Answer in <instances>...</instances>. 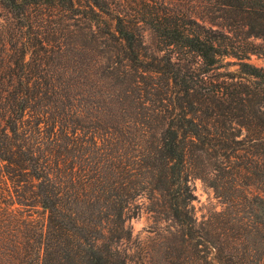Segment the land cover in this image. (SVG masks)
Here are the masks:
<instances>
[{"label":"trees","instance_id":"obj_1","mask_svg":"<svg viewBox=\"0 0 264 264\" xmlns=\"http://www.w3.org/2000/svg\"><path fill=\"white\" fill-rule=\"evenodd\" d=\"M183 1L0 0V264H155L123 246L142 197L164 264H264V0Z\"/></svg>","mask_w":264,"mask_h":264},{"label":"rangeland","instance_id":"obj_2","mask_svg":"<svg viewBox=\"0 0 264 264\" xmlns=\"http://www.w3.org/2000/svg\"><path fill=\"white\" fill-rule=\"evenodd\" d=\"M117 6H111L110 9H115L116 11H125L132 13L133 11H138L143 9L137 4L142 0H113ZM162 1V0H147L150 4ZM173 3L178 5L180 1L183 0H172ZM188 2V0L183 1V3ZM190 6H194V3H191ZM193 18L199 20L198 17L192 15ZM207 26H211L206 20L204 22ZM4 25V22H0V26ZM3 28V27H2ZM212 28H216L212 26ZM1 30V27H0ZM227 31V30H224ZM245 29L238 30L237 33L243 35ZM241 39L243 40V36ZM141 37L147 56L155 55V36L153 33L143 28L141 31ZM256 44L261 43L260 40H253L252 38L248 39ZM250 64L255 67L262 68L264 67V58L260 55H251L248 61ZM232 70L234 68H231ZM257 121V120H256ZM245 136V130L241 132V135L237 139H243ZM260 152V150H258ZM250 159H253L250 157ZM194 187V195L196 196V201L193 202L195 208V215L198 221L205 219L212 212H220L224 207L221 205L220 200L215 197L213 190L202 183L201 180L196 179L192 182ZM137 203L140 205V212L137 218H133L130 221L132 239L131 242L127 245H123L127 249V255L137 258H145V261L149 258L155 264H164L165 263V239L168 238L167 229L169 227V222H158L154 223L151 218L150 213L146 211L148 206V200L145 197L140 198ZM236 211L238 209H235ZM240 221V224L246 227L248 231L244 238V243L247 246L248 252L251 255L257 257H262L260 263H264V242L260 239L259 233L253 232L250 233V225L255 226L253 217H250L247 211L240 213L237 217Z\"/></svg>","mask_w":264,"mask_h":264}]
</instances>
